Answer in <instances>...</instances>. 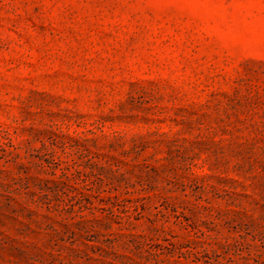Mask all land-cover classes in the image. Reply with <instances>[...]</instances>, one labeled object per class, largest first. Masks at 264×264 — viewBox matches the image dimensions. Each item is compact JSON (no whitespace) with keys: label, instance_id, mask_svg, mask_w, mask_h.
<instances>
[{"label":"rangeland","instance_id":"obj_1","mask_svg":"<svg viewBox=\"0 0 264 264\" xmlns=\"http://www.w3.org/2000/svg\"><path fill=\"white\" fill-rule=\"evenodd\" d=\"M0 264H264V0H0Z\"/></svg>","mask_w":264,"mask_h":264}]
</instances>
